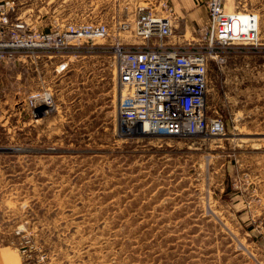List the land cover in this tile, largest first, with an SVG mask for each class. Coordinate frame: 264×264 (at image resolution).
Segmentation results:
<instances>
[{"label": "rangeland", "instance_id": "374dc122", "mask_svg": "<svg viewBox=\"0 0 264 264\" xmlns=\"http://www.w3.org/2000/svg\"><path fill=\"white\" fill-rule=\"evenodd\" d=\"M157 2L0 5L32 34L112 25ZM225 10L256 14L263 44L208 55L206 102L222 137L123 135L108 39L0 53V264H264V0ZM36 91L52 105L33 113Z\"/></svg>", "mask_w": 264, "mask_h": 264}, {"label": "built area", "instance_id": "2783aa9c", "mask_svg": "<svg viewBox=\"0 0 264 264\" xmlns=\"http://www.w3.org/2000/svg\"><path fill=\"white\" fill-rule=\"evenodd\" d=\"M209 24L197 35L184 36V42L171 43L177 20L171 0H158L138 6L130 20L68 23L48 32L25 34L21 21L9 23L5 4L0 5V53L28 50L32 53L62 50L79 43L109 40L107 52L114 69L117 99L115 117L119 131L126 136L151 135L187 137L225 135L223 116L207 106L208 55L230 44L252 48L262 45L259 20L247 12L225 10V0H206ZM140 38L142 44L133 43ZM68 63L55 67L65 70ZM26 104L35 113L51 104L48 91H36Z\"/></svg>", "mask_w": 264, "mask_h": 264}, {"label": "crops", "instance_id": "0c3cea01", "mask_svg": "<svg viewBox=\"0 0 264 264\" xmlns=\"http://www.w3.org/2000/svg\"><path fill=\"white\" fill-rule=\"evenodd\" d=\"M205 1L206 0H171L177 20L174 21L173 35L168 40L169 42L182 43L184 42V36L187 34H189V36L197 35V32L208 26L209 18L204 4Z\"/></svg>", "mask_w": 264, "mask_h": 264}, {"label": "bare ground", "instance_id": "6f19581e", "mask_svg": "<svg viewBox=\"0 0 264 264\" xmlns=\"http://www.w3.org/2000/svg\"><path fill=\"white\" fill-rule=\"evenodd\" d=\"M240 14V13H239ZM246 14V13H244ZM239 19L242 21V22H245L247 20V17H244V16H240L239 15Z\"/></svg>", "mask_w": 264, "mask_h": 264}]
</instances>
